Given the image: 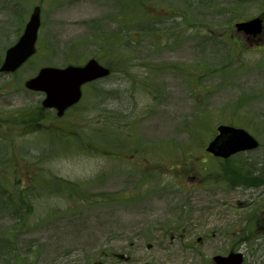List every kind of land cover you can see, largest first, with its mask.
I'll return each mask as SVG.
<instances>
[{
  "label": "rangeland",
  "instance_id": "rangeland-1",
  "mask_svg": "<svg viewBox=\"0 0 264 264\" xmlns=\"http://www.w3.org/2000/svg\"><path fill=\"white\" fill-rule=\"evenodd\" d=\"M36 6L35 55L0 73V264L264 263V187L239 176L264 164V36L234 28L264 0H0V66ZM92 58L113 74L62 119L24 87ZM220 124L260 148L210 156Z\"/></svg>",
  "mask_w": 264,
  "mask_h": 264
},
{
  "label": "water",
  "instance_id": "water-1",
  "mask_svg": "<svg viewBox=\"0 0 264 264\" xmlns=\"http://www.w3.org/2000/svg\"><path fill=\"white\" fill-rule=\"evenodd\" d=\"M40 8H35L25 33L16 46L7 52L0 72H14L35 53V43L40 27ZM238 31L248 35H258L262 32V20L255 18L248 22L236 24ZM110 70L101 66L96 60L89 61L85 66H68L64 69L44 68L38 76L26 82V87L34 91L46 93L43 101L45 108H55L58 116L80 101L82 86L88 82L109 75ZM220 133L211 142L207 151L215 156L228 158L238 152L253 150L259 143L245 130L229 126H219ZM217 264H242V254H230L228 257L215 258Z\"/></svg>",
  "mask_w": 264,
  "mask_h": 264
},
{
  "label": "trees",
  "instance_id": "trees-1",
  "mask_svg": "<svg viewBox=\"0 0 264 264\" xmlns=\"http://www.w3.org/2000/svg\"><path fill=\"white\" fill-rule=\"evenodd\" d=\"M251 170L252 169H249V171H248L249 175L248 174L245 175L246 178L244 179L245 180L244 183L246 185L256 184V183L260 182V180L264 179V177H262V176H264V172L261 173L262 174L261 176L258 175L257 177H253V172ZM259 258H262V256ZM259 258H257V260ZM250 264H264V263H257L256 261H252Z\"/></svg>",
  "mask_w": 264,
  "mask_h": 264
},
{
  "label": "flooded vegetation",
  "instance_id": "flooded-vegetation-1",
  "mask_svg": "<svg viewBox=\"0 0 264 264\" xmlns=\"http://www.w3.org/2000/svg\"><path fill=\"white\" fill-rule=\"evenodd\" d=\"M176 234V233H175ZM130 247H132V244L130 245ZM122 254H124V253H122ZM115 255V254H114ZM126 257H125V256ZM124 255H121L120 254V259H118V258H116V261H115V263H113V264H130V263H132V258H131V256L130 255H127V254H124ZM114 259H115V257L113 256V255H111ZM104 257L106 258V259H109V255H107V254H105L104 255ZM124 258H126V260H124ZM100 264H107V263H103V262H101Z\"/></svg>",
  "mask_w": 264,
  "mask_h": 264
}]
</instances>
